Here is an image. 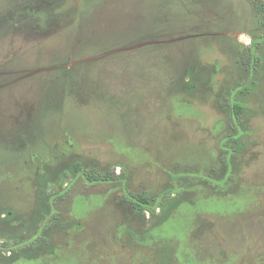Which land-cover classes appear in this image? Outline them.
I'll return each mask as SVG.
<instances>
[{
  "label": "rangeland",
  "instance_id": "rangeland-1",
  "mask_svg": "<svg viewBox=\"0 0 264 264\" xmlns=\"http://www.w3.org/2000/svg\"><path fill=\"white\" fill-rule=\"evenodd\" d=\"M77 3L86 14L81 33L70 22ZM219 14L231 19L242 12L228 0H0V83L14 80L0 95V205L13 212L0 229V264H264V63L251 74L241 63L251 34L236 32L242 52L211 35L142 39ZM257 50L259 66L264 48ZM59 63L76 66L65 77ZM228 91L243 102L238 117L231 116ZM46 104L56 126L41 135L47 142L41 150L29 135ZM63 131L72 134L70 143ZM240 132L243 148L227 165L223 143ZM77 153L97 169L121 171L131 192L155 197L179 188L157 204L162 225L138 214L119 191L112 194L116 183L74 180ZM36 156L52 165L44 171ZM65 187L67 195L51 208L46 194ZM80 193L105 196L94 199L105 205L101 223L109 228H97L98 238L85 226L59 229L68 213L76 217L80 203L73 197ZM115 205L127 213L125 225L141 219V226L130 225L147 241L110 228L107 210ZM33 209L43 218L53 210L57 226L37 232V217L18 227ZM55 246L61 249L53 253Z\"/></svg>",
  "mask_w": 264,
  "mask_h": 264
},
{
  "label": "flooded vegetation",
  "instance_id": "flooded-vegetation-1",
  "mask_svg": "<svg viewBox=\"0 0 264 264\" xmlns=\"http://www.w3.org/2000/svg\"><path fill=\"white\" fill-rule=\"evenodd\" d=\"M67 1V0H66ZM219 1V0H218ZM229 4H234L235 6L241 8V16H236L234 18H226V15H221L219 14L218 16H213L210 18H206V19H202L199 23H197L195 21V23H190L186 26V29H184L183 31L181 30H174V31H166L165 28L160 27L159 29L144 33V35H142V39H146V38H155V37H164V36H176L178 37L180 40H186L187 38H194L195 36H214V38L217 37V39L219 38L220 40H226L225 41V47H228L229 49H232L233 47H237L239 52H242V50L244 49V46L242 45V43L238 42V40L236 39V32L237 31H244L247 33H250L252 38L247 42H243L244 44H249L248 47V51L245 52V50H243V55L241 57V63L246 66V69L248 70L249 74H251V72L255 71L258 67H262L261 65L264 63L263 61H261V63L258 66V58L254 56L255 51H259L257 50L259 49H263L264 48V34L260 35V33H263L264 31V15L262 14L263 11L261 10V6L260 5H264V0H228ZM79 3H77V5H74V9L73 11H71L72 13H75L74 16L70 19V22L73 23V30L75 26L78 27V32L81 33L83 27L85 26V22H86V14L85 12H82L81 9L77 10V6ZM225 4V3H224ZM59 5V4H57ZM205 4L203 2L199 3L197 6V10H200L201 12L203 11ZM72 7V6H71ZM53 8L55 9V5H53ZM227 10V9H226ZM229 10H231L229 8ZM155 9L152 11L154 12ZM200 12V13H201ZM52 16H54L55 14H57L55 11H51L50 12ZM198 14V12L196 11V13L194 14V16ZM49 14V16H51ZM166 16L169 17V12L166 11ZM14 18V17H13ZM240 18L238 21H235L236 19ZM14 20H16L14 18ZM167 20V18H164V21ZM207 20V23H204V21ZM259 20L260 23V28L256 27V23L255 21ZM167 22V21H166ZM165 22V24H166ZM256 27V28H255ZM16 30L18 31L20 29V26H15ZM221 29V31L219 30ZM248 29H254V36L253 34L250 32V30ZM72 30V33H73ZM219 30V31H218ZM248 30V31H247ZM232 46V48H231ZM250 53V55H247V53ZM257 56V55H256ZM68 63H59L56 64V69L61 70V76L65 75V77H67L68 75H70L72 72V68H74L76 65L69 67L67 65ZM80 64V63H79ZM2 66V65H1ZM194 67L197 68H207L208 69V73L211 72L212 70H210L208 68V66L206 65H200L199 63L193 65ZM203 66V67H202ZM60 77V76H58ZM57 82V81H55ZM14 83V80L9 81L7 83H0V95L2 93L7 94V91L10 87V85H12ZM248 83V82H247ZM246 83V84H247ZM247 86H249V83L247 84ZM246 90V89H245ZM61 92L63 94V89H61ZM238 92L240 94L244 93L243 89L240 88L238 90ZM249 92V91H247ZM62 94L61 97H62ZM70 95L67 96V98ZM242 96V95H240ZM227 101L229 102V105L231 106V110H232V117H238L240 115H242V112H240V114H236L235 110H234V105L233 102H239V103H243L241 102L240 98H237L235 95V92L232 91H228V98ZM243 105V104H242ZM42 106V104L40 105ZM51 105L46 104L45 105V109L38 113V115L36 117H34L31 121V123L34 122L33 125V130H32V134L29 135L32 137L31 142L36 141L37 138H39V147L41 150H45L47 149V142L45 141V138L42 137L41 135H43L47 130H49L48 134L50 135V133H52V131L54 130L55 126H56V119H54L53 121H49L48 118H52L53 113H51L50 116H48L46 109L50 108ZM54 112V111H53ZM47 122L50 123V127H47L46 124ZM30 123V124H31ZM32 125V124H31ZM63 137L67 136V142H71L72 139V134L69 133L68 131H63ZM241 134V132L239 133ZM48 135V136H49ZM242 135V134H241ZM28 136V137H29ZM229 139H234L237 138L235 135L231 136V134H229L227 136ZM34 139V140H33ZM232 144V145H231ZM223 146H226V154L223 157V160L228 159L227 161V165H229V161L230 159L233 157L234 153H237L238 151L242 150L243 148V143L242 141H235L233 140V142H224ZM77 155V156H76ZM74 156H76L75 158H71L73 159V172H74V180L80 179L82 180L84 183L86 184H90V185H94V184H103V183H116L117 187L116 189L119 190H114L112 192V194L117 193V191L120 192V195L123 196L125 195V198L122 197V199L125 202H128L131 204V207L137 211V213L144 215L143 213L147 214L148 217L147 218H154V214L155 212H159L160 207L157 206L158 203L161 202L162 199H164V197L166 198L168 195H175L177 193V191H173L170 193H167V190H164L160 195L158 196H151L148 193H137V192H131L128 189H125L123 186V174L122 172H117L114 174V169H111V172L113 173L114 176H116L115 179H111L109 181H102V180H91L88 178L89 175H91V172L93 171H104L102 169H97L95 167L92 166V163L87 162L86 160H84V156H86L85 153H80V154H75ZM90 160L91 157H88ZM33 161H37L38 166L41 167L44 171L50 166L52 165V161L51 160H44V159H40L37 156L35 158H32ZM64 165V164H62ZM109 171V170H108ZM73 180V181H74ZM68 186V185H67ZM67 187H65L62 190H58L55 188H52L51 190L48 191L47 198L50 204V207H54L55 204L60 201L62 198H64L67 195ZM1 194V193H0ZM61 195L60 198H57ZM97 194V195H96ZM111 194V195H112ZM129 196L132 197V199H139L141 198L142 201L147 202L149 204H155V206H147V207H142L138 204L135 203L136 200H131L129 199ZM78 197V202L80 204H76V207L74 206L73 208V214L76 217H73V215L71 213H68V224L62 226V228L59 229H65V233H68L69 229H78L79 227H81L82 229L86 228V230H88L90 232V235L93 232V235L96 236L97 238L100 237L99 233L97 232V228L99 227H104L105 229H109L106 226V221L105 223H101L102 220H106L107 215L104 214V208L105 205H101L102 203L96 202L95 200L97 198H99V200H104L105 196L101 193H95V194H76L73 197V203H76V198ZM95 199V200H94ZM2 205H0V229L7 227V224L9 222H12V217L11 214L13 213L11 210H9L7 207H3ZM110 208H112L111 210L113 212H110L111 210H107L108 213V217L111 219L109 220V226L110 228L114 229V232L118 231L119 227H125L126 231L129 233L130 238H132L134 241H136L137 243H141L145 242L147 240H143L141 234L142 233H137L136 229L134 228L136 225L132 226L130 225V223H134L136 222L138 224V227L141 226V219H139V217H136V219L134 218H130L128 219L130 222L128 224L125 225V217H124V210H122L120 205H115V206H109ZM5 209V210H4ZM124 211V212H123ZM32 213H30L29 219L26 220L23 223L18 222L17 226L18 227H23L24 225L27 224H31L33 220H35V218L39 217L41 218V222L40 225L37 229V232L40 230H45L47 228H50L51 226H57L56 223V218L52 215L54 213L53 210H51V213L49 214L48 217L43 218L44 217V212L39 211L37 209H33L31 211ZM125 214H127L125 212ZM27 213L21 214L20 218H23L25 216H27ZM78 215V216H77ZM88 217H91L90 220L86 219ZM155 218L159 219L156 221V224H161V222L163 220L166 219V217H162V215H157L155 216ZM162 218V219H161ZM80 219V221H79ZM84 219V222H82L81 220ZM140 220V221H139ZM139 221V222H138ZM151 222V221H150ZM152 224V223H151ZM151 224L149 226H151ZM162 225V224H161ZM83 226H85L83 228ZM150 230V233L152 231V229H148ZM147 231V230H144ZM98 233V234H97ZM152 236H155V233L151 234ZM64 236V234L62 233V237ZM68 241L67 240H63L62 242V247H67L68 245ZM57 249H61V246H55L53 247V249L51 250V252H56ZM11 250L13 249H3V251H7V252H11ZM15 259H18V255H15L14 257ZM2 259L4 260H8L11 261L12 259H10L9 257H2ZM42 262L41 258L36 259V262ZM57 260H55L54 263H56ZM63 261H67L63 258ZM69 261V260H68ZM66 263V262H65Z\"/></svg>",
  "mask_w": 264,
  "mask_h": 264
},
{
  "label": "trees",
  "instance_id": "trees-1",
  "mask_svg": "<svg viewBox=\"0 0 264 264\" xmlns=\"http://www.w3.org/2000/svg\"><path fill=\"white\" fill-rule=\"evenodd\" d=\"M260 6H261V10L263 11L262 14L264 15V5H260ZM233 105H234L233 107H234V110H235V113L236 114H240V112L243 111V105L240 104L239 102H237V101L236 102H233ZM240 136H241V134L237 135L236 136L237 138H234L233 140H235V141H242ZM88 178L91 179V180L109 181L111 179H115L116 176H114L111 171H98V172L97 171H93V172H91V175L88 176ZM178 189H177V187H173L171 189H168L166 192L167 193H170V192H173L174 190H178ZM60 197H61V195L59 196V194H58V197L57 198H60ZM129 199L136 200L135 203L138 204V205H140V206H142V207H147V206L148 207L149 206L152 207V206H155V204H149V203H147L145 201L143 202L141 198H139V199H132V197L129 196ZM15 260H17V259H15Z\"/></svg>",
  "mask_w": 264,
  "mask_h": 264
}]
</instances>
